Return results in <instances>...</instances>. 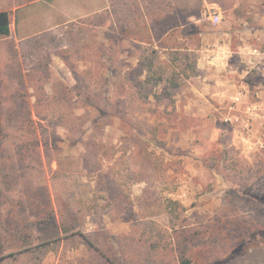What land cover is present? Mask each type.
<instances>
[{"label":"rangeland","instance_id":"374dc122","mask_svg":"<svg viewBox=\"0 0 264 264\" xmlns=\"http://www.w3.org/2000/svg\"><path fill=\"white\" fill-rule=\"evenodd\" d=\"M129 1L0 38V264H264V8Z\"/></svg>","mask_w":264,"mask_h":264},{"label":"crops","instance_id":"0c3cea01","mask_svg":"<svg viewBox=\"0 0 264 264\" xmlns=\"http://www.w3.org/2000/svg\"><path fill=\"white\" fill-rule=\"evenodd\" d=\"M78 1L80 0H0V11H7L10 19V34L2 35L0 38L9 39L18 45L31 42L35 46L34 49H38L39 51L48 49L49 58L47 59L46 67L55 70L57 63H60V60L63 58L62 63L65 65L64 69L69 70V68H67L68 64L65 56L62 55L58 57L56 54L50 53V45L53 43L55 44V38H51L50 35L56 33L60 27H68L69 24H76V21L79 19L88 18L89 9L87 5L83 7V3ZM210 4L214 5V7L212 6L213 11H209V16L207 17L209 20H211L212 13L219 14L214 10L215 5L218 3L210 2ZM250 5L251 8L249 7ZM258 6L264 8L262 0L250 1L247 7L241 9V13L240 10L237 9V2H235L229 9V13L226 14L230 16V18L223 20L224 25L229 28L257 27V25L262 24L263 21H259L256 18L251 23L244 14L255 13ZM218 8H220L221 11L223 9L219 6ZM189 17L192 18L195 17V15L190 14ZM195 20L198 21L201 20V18L197 17ZM196 21L191 22L194 23ZM121 36L132 39L131 35L124 33H122ZM132 40H134V38ZM139 44L145 45L147 43L144 40H139ZM34 49L31 54L33 60H37L38 58V60L41 61L40 55L36 54L38 50ZM247 52L248 44L245 42L241 43L236 49L230 48L229 54L232 56L231 58H235L236 56L243 60L246 58ZM260 53L262 57H264V50L260 51ZM7 56L8 54L6 51L0 53L1 60L8 59ZM231 60L230 62H232ZM230 72H233V67H231ZM38 75H40V73H38ZM258 103H260V101H258ZM262 104V106H264V102H262Z\"/></svg>","mask_w":264,"mask_h":264},{"label":"trees","instance_id":"16d2710c","mask_svg":"<svg viewBox=\"0 0 264 264\" xmlns=\"http://www.w3.org/2000/svg\"><path fill=\"white\" fill-rule=\"evenodd\" d=\"M167 5L172 8L173 0H167ZM10 34V19L7 11H0V36ZM129 34V33H126ZM182 264H188V260H183Z\"/></svg>","mask_w":264,"mask_h":264},{"label":"built area","instance_id":"2783aa9c","mask_svg":"<svg viewBox=\"0 0 264 264\" xmlns=\"http://www.w3.org/2000/svg\"><path fill=\"white\" fill-rule=\"evenodd\" d=\"M220 20H221V18H220V15L219 14L212 13L211 21L213 23H218V22H220Z\"/></svg>","mask_w":264,"mask_h":264}]
</instances>
